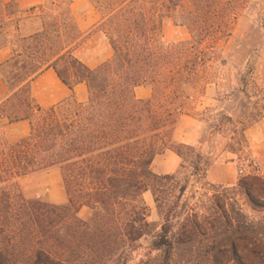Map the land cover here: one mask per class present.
I'll use <instances>...</instances> for the list:
<instances>
[{
	"label": "trees",
	"instance_id": "trees-1",
	"mask_svg": "<svg viewBox=\"0 0 264 264\" xmlns=\"http://www.w3.org/2000/svg\"><path fill=\"white\" fill-rule=\"evenodd\" d=\"M75 1L44 0L23 12L0 0V50L14 51L6 67L23 64L12 78L1 74L9 97L0 120L30 123L24 139L0 138V264H133L144 244L147 253L134 264H264V177L209 183L213 159L204 144L172 139L181 115L198 116V101L217 78L210 72L227 66L223 47L248 0H88L101 16L96 31L113 50L95 69L75 56L88 38L72 13ZM166 20L190 39L166 43ZM48 69L71 91L85 84L87 102L38 106L29 85ZM253 74L239 75L252 108L220 153L244 148L246 130L264 122V81ZM142 86L152 87L150 99H136ZM216 134L224 140L221 126L208 140ZM167 151L181 164L159 176L152 164ZM53 169L67 204L27 200L19 181ZM146 193L160 224L148 221ZM83 208L91 210L88 221L79 217Z\"/></svg>",
	"mask_w": 264,
	"mask_h": 264
},
{
	"label": "rangeland",
	"instance_id": "rangeland-1",
	"mask_svg": "<svg viewBox=\"0 0 264 264\" xmlns=\"http://www.w3.org/2000/svg\"><path fill=\"white\" fill-rule=\"evenodd\" d=\"M260 2H264V0H248L246 2V10L235 24L231 39L223 47V56L227 60V66L218 67V69L215 66L214 70L210 72L211 76L217 77L216 81L209 86L206 96L198 101L197 118L206 129V136L200 144H204L205 152L211 153L213 159L210 177L207 180L209 183L224 187H234L242 177L250 174L264 177V122L246 130L247 143L244 148L236 147V151L229 150L227 153H220L218 147L219 143H223V146L227 142L231 143L230 140L235 137L236 130L241 127V123L252 108V101L246 98L239 89V75L252 69L253 77L259 82L264 81V30L258 17L260 8L264 9V4L262 7H258L257 3ZM90 6L91 3L87 0H77L75 7L78 15L76 16L87 15ZM36 23L35 27L39 26V22ZM29 27L33 28V26ZM94 33L98 34V38L92 40L82 53L76 54L81 59L89 60V62L92 60L93 64L100 62L108 55L104 36L96 30ZM163 36L166 43L190 39L185 28H176L167 20L163 24ZM22 65L20 60L15 63L14 68L5 67L0 73L7 79L12 78L20 73ZM223 114L232 120V125H228L225 120L221 119ZM221 120L224 125L220 123ZM215 126H221L224 140L220 139L217 134L208 140V135L210 131L215 130ZM25 184L30 192H27L19 181L21 192L27 200L50 204L47 199L49 195L58 196L65 192L58 171L34 176L26 180ZM40 186H44V189L37 190L36 187ZM37 194H41V196L38 198ZM144 201L149 208L148 221L160 224L161 219L150 193L144 195ZM244 210L246 213H250L248 207L245 206ZM146 253L144 244L143 248L136 253L134 263L142 259Z\"/></svg>",
	"mask_w": 264,
	"mask_h": 264
},
{
	"label": "crops",
	"instance_id": "crops-1",
	"mask_svg": "<svg viewBox=\"0 0 264 264\" xmlns=\"http://www.w3.org/2000/svg\"><path fill=\"white\" fill-rule=\"evenodd\" d=\"M6 4H15L20 11H31L38 9L43 5L44 0H2ZM77 1V0H76ZM75 1V2H76ZM88 1V0H87ZM75 2L71 6L72 13L74 15L78 30L83 34L84 37H88L80 48L75 52L76 54L82 53L88 46V44L98 38V34L94 33L96 28L99 26L101 20L100 14L91 4L88 8V14L84 16H76L77 9ZM90 3V2H89ZM76 16V17H75ZM91 34V35H90ZM90 35V36H89ZM106 40V38L104 37ZM186 41V40H184ZM106 53L108 55L98 63L93 64L89 60H84L76 57L83 62L86 66L91 69L97 68L102 63L109 60L113 55V50L106 40ZM14 57V51L11 46H7L0 50V72L12 61ZM30 92L34 102L43 109H50L56 105H59L70 98H73L77 103H86L88 100V90L85 84L77 85L73 91L66 87L58 78L53 69H48L42 72L40 75L35 77L30 82ZM209 90L208 89L206 91ZM134 95L138 100H148L152 96L151 86H142L134 90ZM9 97V89L0 73V102L5 101ZM198 110V108H197ZM30 123L28 121H21L15 124H8L6 121L0 120V138L4 137L10 143L18 142L29 136ZM206 136V129L196 116L184 114L181 115L176 123L173 131L172 139L175 143L184 144L188 146H194L200 144ZM181 164V159L171 151H167L162 155L157 156L152 164V169L155 174L159 176H165L173 174L177 171ZM211 170V168H210ZM210 170L208 171L207 179L210 177ZM51 171H60L53 169L43 173H36L20 180L25 190L30 192L25 184L26 180L34 177L41 176ZM61 176V174H60ZM218 184H221L218 182ZM37 190H43L44 186L36 187ZM42 194V192H40ZM37 194V197L41 196ZM147 194V193H146ZM48 201L52 205H65L67 204L66 192L61 193L58 196L49 195ZM79 217L85 221H88L91 217V210L83 208L79 212Z\"/></svg>",
	"mask_w": 264,
	"mask_h": 264
}]
</instances>
